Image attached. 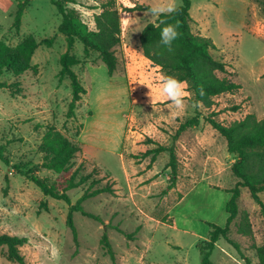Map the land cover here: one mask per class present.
Returning <instances> with one entry per match:
<instances>
[{
    "label": "rangeland",
    "instance_id": "1",
    "mask_svg": "<svg viewBox=\"0 0 264 264\" xmlns=\"http://www.w3.org/2000/svg\"><path fill=\"white\" fill-rule=\"evenodd\" d=\"M25 2L27 7L16 31L13 22L19 5ZM75 2L67 7L80 14L89 30H95L94 15L101 12V5L112 2L118 11L122 33L116 49L115 77L126 80V92L118 81L107 76L96 54L85 59L83 45L76 41L70 53L81 63L72 70L87 93L76 105L74 118L68 119L71 85L68 79L60 82L58 78L59 59L67 51V41L58 32L61 17L56 7L50 0H0V42L14 48L30 37L36 42L50 41V46L38 47L32 70L21 76V95L11 97L9 91L0 89V148L10 162L7 167L0 161V235L27 239L20 248L25 264H201L197 247L208 240L206 223L225 225V205L231 197L225 191L238 181L231 172L234 155L207 119L229 125L249 114L264 118V11L260 0H190L192 32L211 39L215 45L213 56L227 64V73L219 76L241 88L216 97L209 109L191 103L192 94L185 98L182 110L156 98V89L166 76L144 58L140 49L142 30L157 17L149 15V10L131 11L139 7L175 9L181 0ZM0 80L12 82L14 78L6 73ZM194 116L197 126L186 129L173 141L180 125ZM122 118L126 128L119 153L110 142L117 138ZM47 125H55L67 137H73L80 125H85L77 138L82 150L72 160V171L82 166L81 175L93 174L94 170L97 174L84 186L67 192L72 204L92 180L101 181L96 187L114 183V196L99 195L83 204L86 212L100 216L105 225L79 213L73 215L78 246L66 226L69 205L45 197L13 169L19 166L25 172L42 161L37 148ZM172 144L179 167L170 190L167 153L153 163L143 154L156 145ZM39 176L50 182L62 178L47 171ZM240 191L239 211L248 213L253 238L239 235L234 224L229 236L250 264H259L252 244L264 249V215L248 190ZM260 199L264 203V192ZM108 224L126 233L137 227L140 230L130 241ZM103 234L115 253L114 262L101 245ZM5 252L0 248V264H17L8 261ZM210 260L212 264H245L222 239L216 243Z\"/></svg>",
    "mask_w": 264,
    "mask_h": 264
},
{
    "label": "trees",
    "instance_id": "2",
    "mask_svg": "<svg viewBox=\"0 0 264 264\" xmlns=\"http://www.w3.org/2000/svg\"><path fill=\"white\" fill-rule=\"evenodd\" d=\"M76 0H50L61 17L58 26V32L62 34L67 41V51L59 59L60 71L59 81L68 79L71 85V102L68 105L67 118H74L76 105L81 101L82 96L87 91L81 84L79 77L72 70L79 65L81 60L70 53L76 41L83 45V56L87 59L92 53L97 55V60L105 67L109 78L115 77L118 68V58L116 49L121 44V21L118 11L114 8L112 2L101 5V12L94 15L95 30H89L87 25L81 20L80 14L67 7V4H76ZM190 0H181V4L171 13H163L153 23H148L139 38L141 52L153 67H157L165 76H173L181 81H186L188 90L193 96L190 100L197 107V102L204 108L209 109L214 106V99L224 94H233L240 90V85L227 77H220L219 74L227 73V64L222 60L215 58L212 51L215 45L211 39L194 34L191 30L192 19L189 11L191 8ZM264 11V0H260ZM27 2L18 7L13 28L19 31L21 19ZM150 10L149 7L142 9L139 7L131 9ZM159 25V27H157ZM167 25H178L179 38L173 42L172 50L169 51L160 43V33L163 27ZM47 44L49 40L36 42L33 38L22 40L16 47L11 48L0 42V79L4 74L9 73L13 76L12 82L0 80V89L9 91L11 97L22 94V84L20 78L22 75L32 70V58L39 46ZM203 89L204 95H200ZM207 122L213 129L226 141L227 150L234 155V162L231 166L233 176L238 180L236 186L231 190L225 191L231 195L225 205L227 214L226 222L223 227L213 223H206L208 231V240L198 245L201 256V264H212L210 258L215 249L216 243L221 239L231 245L239 254L245 264H250V260L243 255L239 245L230 239V230L232 224L236 227V232L244 237L253 238L252 225L247 212L239 211L238 201L241 196V188L248 190L249 196L253 202L261 207L264 215V203L260 199V194L264 192V118L258 119L254 115H246L243 119L234 121L229 125H223L212 118ZM197 126V117L194 116L184 124L180 125L176 134L173 136L175 141L178 136L188 128ZM38 125L35 126L37 130ZM83 125L75 131L73 137H67L55 125H47L42 135L38 151L42 156V161L36 166L25 172L19 166L13 169L27 180L31 181L40 189L45 197L55 200L65 201L69 205L66 218V226L72 233L73 241L78 246L77 231L73 221L75 213L83 217L94 220L105 225L100 216L93 215L84 210L83 204L99 195L114 196L116 191L113 188L114 183H107L96 187L101 183L100 180H92L87 188L82 192L79 199L72 204L67 192L84 186L89 182L92 176H96L94 170L88 175H81L82 166L72 171V160L82 150V144L77 141L81 134ZM162 153H167L168 162L166 168L171 170L170 186L174 188L178 176V159L174 144L169 147L156 145V148L150 149L143 154V157H151V162ZM0 161L10 167V162L5 155L3 148H0ZM43 171L50 172L61 179L50 182L48 178L39 176ZM7 180V179H6ZM41 206L46 207L44 203ZM240 216V217H239ZM239 217V221L235 222ZM166 219L162 222L166 223ZM172 224V219H169ZM107 226V225H106ZM118 233L124 235L128 240H135L140 227H137L132 233H126L119 226L111 227ZM27 243L24 237L11 236L7 234L0 235V248H5V257L8 261L25 264V259L20 253V248ZM101 245L105 248L109 258L114 262L115 253L108 241L106 234L101 237ZM252 248L257 252L259 264H264V249L252 244Z\"/></svg>",
    "mask_w": 264,
    "mask_h": 264
},
{
    "label": "clouds",
    "instance_id": "3",
    "mask_svg": "<svg viewBox=\"0 0 264 264\" xmlns=\"http://www.w3.org/2000/svg\"><path fill=\"white\" fill-rule=\"evenodd\" d=\"M173 11V7H153L149 10V15L159 17L165 12L171 13ZM177 29L178 25H167L161 30L160 43L169 51L172 50L173 42L180 36ZM187 89L188 85L186 81H181L173 76H166L162 78V84L156 89V98H163L169 101L177 110H182L185 106V98L192 95ZM200 95H204L203 89L200 90ZM197 106H199V102H197Z\"/></svg>",
    "mask_w": 264,
    "mask_h": 264
},
{
    "label": "crops",
    "instance_id": "4",
    "mask_svg": "<svg viewBox=\"0 0 264 264\" xmlns=\"http://www.w3.org/2000/svg\"><path fill=\"white\" fill-rule=\"evenodd\" d=\"M113 81H118L119 82L118 86L121 87L124 90V92H126V85L127 84H126V80L124 78L113 77ZM122 113H123V111H122ZM125 124L126 123H125L124 119L122 118V124L118 130L117 138H114V140L112 142H110L112 144V146L115 147V150L119 153L121 152V149H122L123 138H124L125 128H126ZM84 130H85V125L83 126V130L81 131L80 137H81Z\"/></svg>",
    "mask_w": 264,
    "mask_h": 264
}]
</instances>
